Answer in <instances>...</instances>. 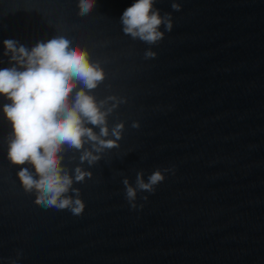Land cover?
<instances>
[{"label": "water", "instance_id": "1", "mask_svg": "<svg viewBox=\"0 0 264 264\" xmlns=\"http://www.w3.org/2000/svg\"><path fill=\"white\" fill-rule=\"evenodd\" d=\"M136 2L96 0L80 16L78 0H0V69L15 63L4 40L30 49L65 32L103 62L96 97L127 98L109 117L125 122L120 147L84 164L93 176L73 185L86 203L74 216L24 191L0 94V264H264V0H156L174 25L155 45L123 33ZM173 167L129 206L124 177Z\"/></svg>", "mask_w": 264, "mask_h": 264}, {"label": "clouds", "instance_id": "2", "mask_svg": "<svg viewBox=\"0 0 264 264\" xmlns=\"http://www.w3.org/2000/svg\"><path fill=\"white\" fill-rule=\"evenodd\" d=\"M95 2L78 0V15L90 14ZM155 4L156 0H137L125 9L121 16L123 33L149 45L163 40L165 31L161 26L171 32L174 21L171 12L161 14ZM171 7L180 11L182 5L172 0ZM3 43L4 54H10V60L15 62L0 69V94L11 101L3 105L12 128L5 138L7 159L13 165H28L21 167L17 175L24 191L35 196L36 204L45 209H67L80 216L86 203L81 189L73 185L92 178L93 172L84 167L85 163L94 166L105 153L120 147L125 122L110 124L109 117L127 98L96 97L94 90L107 77L103 62L91 59L89 49L75 43L74 37L65 32L38 41L30 49L13 39ZM157 55L152 48L144 53L145 59ZM131 127L139 128L140 121H133ZM68 152L73 153L72 160L79 153L74 172L63 163ZM170 171L174 172V167L157 168L145 180L144 171L140 170L135 184L124 177L129 206L136 209L138 192L154 193ZM147 199L148 196L143 197Z\"/></svg>", "mask_w": 264, "mask_h": 264}]
</instances>
